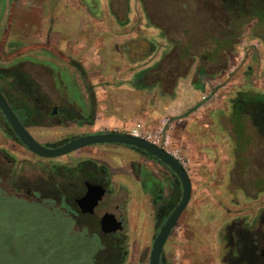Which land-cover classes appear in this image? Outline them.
I'll list each match as a JSON object with an SVG mask.
<instances>
[{
  "label": "rangeland",
  "instance_id": "rangeland-1",
  "mask_svg": "<svg viewBox=\"0 0 264 264\" xmlns=\"http://www.w3.org/2000/svg\"><path fill=\"white\" fill-rule=\"evenodd\" d=\"M165 1L149 0V3L157 12H165ZM180 1L197 3V0ZM11 3V0H0V65L20 64L33 73L44 90L55 95L67 92L66 96L83 110L84 118L91 115L93 122V126L82 123L79 126L52 124L49 127H30L32 135L40 143L56 147L88 133L114 129L125 132L120 124L126 103L137 101L143 106L157 105L163 98H173L163 94L164 88L128 93L122 87L126 85L127 74L122 78L105 75L107 70L124 69L126 65L130 72L131 65L143 56L151 55L147 64L153 66L157 57L161 59L164 53L172 50L164 32L151 25L149 18L143 14L146 11H142L139 0H129L130 12H127L128 0H112L114 10L110 9V0H77L74 4L70 0H17L15 6ZM10 11H14L12 21L8 20ZM7 22L11 24L7 25ZM105 24L112 25L114 30H124L128 25L133 28L148 26L157 34L139 32L138 41L128 45L125 40L121 41L127 33L114 32L111 46V35L100 32ZM93 31L104 40L95 52L98 56L94 55V51L89 55L88 48L83 53L92 59L96 57L98 62L101 60L102 65H91L92 69H87L81 64L80 70L71 64L72 57L60 51L55 44L65 45L66 41H71L70 38L90 39ZM158 38L161 45L157 42ZM149 39L155 42L156 48L148 42ZM60 40L62 43H58ZM115 42L123 43L125 47L128 45L127 50L124 47L128 63L116 52ZM67 46L68 52L73 55L75 44L70 42ZM78 58L83 59L82 55ZM198 62L197 59L192 62L190 74L179 79L176 86L169 84L165 93L174 91L175 96L182 79L187 82L188 78L192 79V85L194 81H199L195 74ZM46 63L50 64V68L46 67ZM142 66L143 63L137 68ZM222 76L202 79L204 91L207 85L203 96L212 102L209 111L187 109L172 115L163 114L156 120L158 127L165 124L166 129L171 128L169 141L160 140L159 145H165L175 153L188 170L193 186L190 204L165 245L163 257L166 264H224L222 235L226 224L238 218H246L254 224L264 212V185L261 189L255 187V182L264 180V137L252 133L248 150L236 154L229 121L222 118L229 132L224 133L218 131L216 122L210 117V112L215 109L228 111L230 98L247 81L264 90V43L252 39L250 27L246 28L236 54L231 56L229 70ZM131 78L130 86L137 89V80L132 75ZM219 78L222 79L216 81ZM107 81H111L113 87H109ZM90 90L95 95L94 104ZM128 94L131 95L128 97ZM4 128L12 134L1 119L0 149L15 157V171L25 172L33 178L48 177L51 166H75L85 159L102 161L110 166L113 173L111 190L97 209L96 219L84 217L78 220L75 229H86L92 234L99 229L97 224L106 212L117 213L124 218L123 233L127 238L128 255L124 264H149L154 240L165 221L157 219L152 194L143 188L142 182L149 180L163 184L165 195L170 197L174 176L166 166L133 148L115 144L88 146L59 158L44 159L22 146ZM177 146L184 154L176 150ZM25 160L26 163L23 162ZM246 160L251 164L249 174L243 167ZM11 168L0 157V171L4 176ZM10 180L8 177L3 182ZM14 200L0 201V264H93L91 255L95 251L87 242L84 244L85 238L72 240L73 236L66 233L64 238L68 242L59 247L58 236L63 230L57 225L58 220L48 215L42 203ZM57 208L63 217H69L67 209L59 205ZM258 226L255 224L254 228ZM51 227H54L53 231ZM96 255L95 264H104V254L98 252Z\"/></svg>",
  "mask_w": 264,
  "mask_h": 264
},
{
  "label": "trees",
  "instance_id": "trees-1",
  "mask_svg": "<svg viewBox=\"0 0 264 264\" xmlns=\"http://www.w3.org/2000/svg\"><path fill=\"white\" fill-rule=\"evenodd\" d=\"M196 2L193 4L190 1L183 3L180 0H166L165 12L154 10L152 15L146 14L151 25L155 26L159 22L172 28V31L164 32L172 45V50L164 53L158 62L138 74L135 83L138 89L164 88L166 91L169 89L168 86L170 87L169 84L176 86L179 79L186 78L190 74L192 62L197 59L199 62L195 74L200 80L194 81L193 86L197 90L204 91L205 84L202 81L204 77L215 78L229 70L231 56L236 54L247 27L251 29L252 39L264 43V0H197ZM146 4L150 6L149 1ZM75 65L81 70L80 65L77 63ZM0 89L18 114L24 116L27 125H51L49 115L53 102L49 96L44 95L43 84L29 70L20 64L0 66ZM165 91H163L165 96L174 97V91L166 93ZM89 94L95 101L92 90ZM0 116L8 123L1 112ZM210 117L216 122L218 131L224 133H227L228 129L223 124L222 118H226L230 123V135L234 141L235 153L246 152L251 144L252 133L264 137V90L255 88L252 82L247 81L230 98L228 111L215 109L210 112ZM133 149L148 155L137 148ZM1 156L12 164V168L5 176L0 171V201L17 198L27 202L42 203L48 210V215L56 218L59 223L57 225L63 230L58 236V243L61 245L59 247H62L64 242H68L64 238V234L67 233L73 236L72 240L85 238L84 244L87 242L95 251L91 255V258H94L93 264L96 262L95 256L98 252L104 254V264H124L128 255L124 230L103 234L98 229L90 234L86 229L79 231L75 229L78 220L84 217L76 209L74 199L82 191L83 180H90L93 176L90 173H83V168L92 164L108 171L107 167L99 166L92 159L82 160L75 166L62 164L51 166V174L48 177H29L31 180L29 195L26 192H14L11 188L12 184L17 182V176L22 173L14 170L17 163L15 157L6 150L0 149ZM250 166L251 164L246 160L243 167L248 174ZM172 174L174 181L170 197L165 195L163 184L149 180L142 182L143 188L152 194L157 219L163 222L182 197L179 179L173 172ZM8 177L11 180L4 183L3 181ZM110 181L109 177L108 182ZM263 185L264 180L255 182L256 188L261 189ZM57 205L67 209L68 218L59 213ZM263 223L264 212L257 217L254 224L246 218L234 219L226 224L222 235L224 264H264L260 253V248L264 244ZM255 224H258L259 228H254ZM50 229L53 231L54 227ZM78 234L83 236L80 237Z\"/></svg>",
  "mask_w": 264,
  "mask_h": 264
},
{
  "label": "water",
  "instance_id": "water-1",
  "mask_svg": "<svg viewBox=\"0 0 264 264\" xmlns=\"http://www.w3.org/2000/svg\"><path fill=\"white\" fill-rule=\"evenodd\" d=\"M0 110L10 124L12 130L19 140L35 155L44 159L59 158L70 153L76 152L82 148L93 145L115 144L128 146L144 151L155 160L166 166L179 179L182 186V197L174 208L172 213L161 226L156 236L150 255L149 264H162L164 262V248L170 238L173 229L177 226L181 216L188 208L192 199V180L188 170L183 163L172 155L165 148L150 142L144 138L137 137L127 132L107 131L80 135L70 141L50 147L40 143L32 135L25 123L16 113L12 104L8 101L6 95L0 89ZM87 190L85 194L77 199V203L83 213L93 214L95 209L106 195V188L102 185L86 183ZM101 231L104 234L114 233L124 230L122 220L118 219L115 213L106 212L100 219ZM264 254V248H263Z\"/></svg>",
  "mask_w": 264,
  "mask_h": 264
},
{
  "label": "crops",
  "instance_id": "crops-1",
  "mask_svg": "<svg viewBox=\"0 0 264 264\" xmlns=\"http://www.w3.org/2000/svg\"><path fill=\"white\" fill-rule=\"evenodd\" d=\"M70 1L72 4L77 2V0H70ZM101 23H103V21ZM96 25H98V24H96ZM127 27L128 28H126L124 30H121V29L114 30L112 25L109 26V25L105 24V25H103V30H100V32H104L105 34L111 35L110 36V42H109L111 46L113 45L112 41H113L114 32L127 33L126 36L121 37L122 38L121 41L125 40L128 45L132 41H138L137 37L139 36V32L144 33V31H146L148 33V35L152 34L154 36H156V34H157L156 30H154L148 26L144 27V26L140 25L139 26L140 28H138V27L133 28V26H127ZM100 29H101V26H100ZM95 32L96 31H93V37L90 39L78 40L76 38H70L71 41H66L64 43L65 45H60V44H55V45L57 46V48L60 51H62L65 54L67 53V55H70L72 57V59L74 61H76V63H78L79 65L82 64V65H84L83 66L84 68L87 67V69H92V67H90L91 65L101 66L102 62H101V60H99V62H98V60H96V57L92 59L89 55L91 54L92 51H94V55L96 56L97 55V53H95L96 50L98 49L100 44L102 42H104V40H102V37ZM128 33H131V34H128ZM135 33H137V34H135ZM71 35H72V33H71ZM98 35L100 37H98ZM153 40L149 39L148 42H152L151 45H153L156 48L155 44H153V42L155 40L154 41ZM90 41H93V42L91 43ZM143 41H145V40H143ZM160 41L161 40L159 39V41H157V42H160ZM70 42H73L75 44V46H73V48H72L73 49V52H72L73 55L68 52L69 47L67 46V43H70ZM58 43H62V40H60ZM89 44H92V46H90ZM161 44H162V42H160V45ZM115 45H116V52L120 53L122 55L121 59H123L126 63H128V55H126L127 51H125V48L127 50L128 45L125 47L123 45V43L118 44V42H115ZM86 48H88L90 51L89 55H87L86 53H83V51ZM111 49H112V47H111ZM81 55H82L83 59L79 60L78 57ZM150 58H151V55L148 57L143 56V58L140 57L139 59H137L135 61V63L131 65L132 68L134 67V69L130 68V72L128 71L129 68L126 65V68H124V69L117 68V69H115V71L113 69L107 70V73L105 75L107 76L109 74L110 76L122 78L124 74H127L128 77L125 79L126 85H124L122 87H123L124 91H127L128 93H136V92L140 91V89L132 88L130 86V84H132L131 75L134 76V79H136V77L138 76V74L141 71L150 67V65L147 64V63H149L148 61ZM156 59L158 62L160 60V57H157ZM142 63L144 64V66L137 68L138 65L142 64ZM122 64H124V63L122 62ZM72 73H75V72H72ZM224 76H225V73L223 74L222 77H224ZM95 78H98V77H95ZM112 79H113V77H112ZM112 79H110V80L112 81ZM220 79H222V78L216 79V81H218ZM185 80L182 79V81L179 85V89L173 98H163L161 101L157 102V105L149 104L147 106H143L141 103H139L137 101L132 102V103H126L125 104L126 105L125 111L122 110V112H121L122 121H121L120 125H122L121 126L122 128L121 127L120 128L122 129V131L130 133L132 130H134L137 127V125L139 123L144 124L147 129L154 130V129L158 128V125H156L158 122H156V120L160 119L163 114L164 115H170V114L172 115V114L179 113V112H182V111L187 110V109H196V108L199 111L200 110L209 111L208 109L211 108L212 104H210V103H212V102H210V100H208L206 97L203 96L205 94V92H207V85H206L205 91H200V90H196L194 88V86L191 83L192 79L188 78V82ZM111 81H107V82H109V84L107 83L109 87H113L112 83H110ZM211 81H213V79H211ZM129 95H131V94H128V97H129ZM164 117H167V116H164ZM168 117H170V116H168ZM95 127H98V125H96ZM169 127H172V126H169ZM174 127H175V125H173V129H174ZM96 129H98V128H96ZM114 130L117 132L119 131L117 129H114ZM95 131H98V130H95ZM167 150L170 153H172L174 156H176L173 151H170L169 149H167ZM176 150L178 152H180L181 154H184L180 147L178 148V146H177Z\"/></svg>",
  "mask_w": 264,
  "mask_h": 264
},
{
  "label": "flooded vegetation",
  "instance_id": "flooded-vegetation-1",
  "mask_svg": "<svg viewBox=\"0 0 264 264\" xmlns=\"http://www.w3.org/2000/svg\"><path fill=\"white\" fill-rule=\"evenodd\" d=\"M12 3L11 5L15 6L16 3H17V0H11ZM111 1L110 0V9L112 10L113 7L111 5ZM131 1V0H130ZM149 0H139V4H140V7L142 9V11H146L144 12L143 14H145V16H147L146 14L149 13L150 15L153 14L154 12V8L152 5L148 6V4H146L145 2H147ZM153 9V11H152ZM114 10V9H113ZM131 8H130V5H129V0H128V4H127V12H130ZM89 12V10H88ZM13 15H14V11H10L9 12V15H8V20L11 19L12 21V18H13ZM11 23H8L7 22V25H9ZM126 24H129V23H126ZM129 26V25H128ZM151 26V25H150ZM155 28L158 29L159 31H162V32H166V31H172V28H168L166 26H164L163 24L157 22V24L155 25ZM0 59H1V53H0ZM70 62L72 65H74L76 68H78L75 63L76 61H74L72 58L70 59ZM68 64V63H67ZM13 65V64H12ZM50 64H47L46 63V67L47 68H50L49 67ZM2 66V65H0ZM10 66V65H9ZM60 74V73H59ZM58 74V77H60V75ZM56 77V76H54ZM57 78V77H56ZM66 90H69L66 89ZM2 91V90H1ZM3 92V91H2ZM43 92H44V95H46L47 97L49 96L50 97V100L53 102L52 105L50 106V115H49V119H50V124H55L57 126H68V125H71V124H74L76 126H79L80 124H88L89 125H92L93 122L90 120L91 118V115L88 116L86 119L84 118V114H83V110H81L80 108H78V105L76 103H74L70 98H68L66 95L67 92H65V94H62V93H59L57 95H55L54 93L48 91V90H44L43 89ZM4 93V92H3ZM46 97V100H48V98ZM94 104V101L92 102ZM15 109V108H14ZM16 111V109H15ZM1 112V110H0ZM2 113V112H1ZM16 113L18 114V112L16 111ZM3 114V113H2ZM4 116V115H3ZM18 116L21 118V120L24 121L25 123V126L29 129L30 127H49V126H40V125H27L26 124V121H25V118L24 116L21 114H18ZM5 118V116H4ZM1 116H0V121H1ZM6 120V118H5ZM5 122V121H4ZM8 122V121H7ZM6 123V122H5ZM7 124V127H8V130L9 131H12V134L7 132V128H4L5 132L8 133V135H13L18 141L19 143L24 146L25 148H27L20 140L19 138L16 136V134L14 133V131L12 130L11 126L9 123H6ZM9 124V125H8ZM30 131V129H29ZM31 132V131H30ZM97 133V132H95ZM90 134V133H88ZM85 135V134H84ZM80 136V135H79ZM78 137V136H77ZM76 138V137H75ZM71 140V139H70ZM69 140V141H70ZM68 142V140L66 141ZM65 142V143H66ZM64 144V143H63ZM62 145V144H61ZM128 147V146H126ZM131 148V147H130ZM28 149V148H27ZM29 150V149H28ZM4 160H6V158H4L3 156H1ZM95 161V160H94ZM6 162H8L6 160ZM24 163L26 162L23 161ZM81 162V161H80ZM98 163L99 166H105L108 168V171L104 168H100L98 166H94L92 164H88L86 165L82 172L83 173H90L92 174V179L90 180H83V183H82V191L79 193V195L74 199V204H75V207L76 209L78 210V212L80 213V215L82 217H85V218H88V217H92L93 219H96V211L97 209L100 207V205L104 202V200L106 199L108 193L110 192L111 188H110V185H111V182H112V179H113V173H112V170H111V167L108 166L105 162H102V161H95ZM79 163V162H78ZM8 165L9 166H12L11 163L8 162ZM30 175L26 174L25 172L24 173H20L18 176H17V182L13 183L11 188L13 189L14 192H26L30 195L31 193V189H30V179H29ZM110 177V182H108V178ZM89 182V183H92V184H98V185H102L104 188H106V195L105 197L103 198V200L100 202V204L97 206V208L95 209V212L93 214H89V213H83L81 208L79 207L78 203H77V199H80L86 192L87 190V186H86V183ZM79 183V181H78ZM117 218L122 220L123 224H124V218L122 216H119L117 213H115ZM99 224H97V226H99V230L101 231V227H100V220L98 222ZM102 232V231H101ZM103 233V232H102ZM104 234V233H103ZM263 248H264V244L261 246L260 248V253H261V256H262V259L264 261V254H263ZM165 262V261H164Z\"/></svg>",
  "mask_w": 264,
  "mask_h": 264
},
{
  "label": "built area",
  "instance_id": "built-area-1",
  "mask_svg": "<svg viewBox=\"0 0 264 264\" xmlns=\"http://www.w3.org/2000/svg\"><path fill=\"white\" fill-rule=\"evenodd\" d=\"M170 132H171V128L166 129L165 124L163 126H159L158 128H156L154 130H150V129H147L144 124L139 123L137 125V127L130 132V134L135 135L137 137L144 138L150 142H153V143L159 145L160 140L165 139L166 141H169ZM161 147H163L167 150L165 145L161 146Z\"/></svg>",
  "mask_w": 264,
  "mask_h": 264
}]
</instances>
